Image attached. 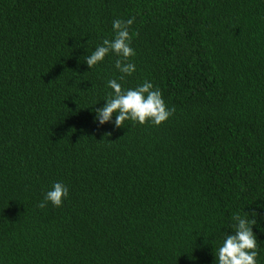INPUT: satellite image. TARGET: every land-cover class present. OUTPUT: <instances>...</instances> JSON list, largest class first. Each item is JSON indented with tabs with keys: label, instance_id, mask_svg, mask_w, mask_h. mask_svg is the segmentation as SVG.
Wrapping results in <instances>:
<instances>
[{
	"label": "trees",
	"instance_id": "1",
	"mask_svg": "<svg viewBox=\"0 0 264 264\" xmlns=\"http://www.w3.org/2000/svg\"><path fill=\"white\" fill-rule=\"evenodd\" d=\"M129 18L136 70L89 69ZM109 79L172 115L97 125ZM262 206L264 0H0V264H215L245 212L264 264Z\"/></svg>",
	"mask_w": 264,
	"mask_h": 264
},
{
	"label": "clouds",
	"instance_id": "2",
	"mask_svg": "<svg viewBox=\"0 0 264 264\" xmlns=\"http://www.w3.org/2000/svg\"><path fill=\"white\" fill-rule=\"evenodd\" d=\"M132 24L133 18L113 20L112 39H103L90 54L85 55L83 62L86 66L91 69L102 62L106 55L112 54L117 57L114 67L121 74L118 80L123 81L125 76H131L136 70L135 64L129 62V58L135 55L130 46L129 28ZM118 80L107 81V87L112 91L103 100V106L93 110V122L97 125L111 123L114 128H121L123 122L130 120L141 125L149 122L159 126L172 115L174 110L165 106L160 90L154 89L152 83L144 81L135 88L122 89ZM68 192L63 183L54 182L37 206L44 208L50 203L54 207H60L67 199ZM256 215L257 213H252L253 217ZM232 220L234 231L225 234L218 245L214 255L215 264H257V239L252 231V226L257 223L256 219L250 218L245 212V215L235 214Z\"/></svg>",
	"mask_w": 264,
	"mask_h": 264
}]
</instances>
